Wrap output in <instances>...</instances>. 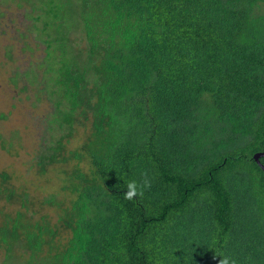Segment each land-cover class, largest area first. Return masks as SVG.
Masks as SVG:
<instances>
[{
	"label": "trees",
	"instance_id": "1",
	"mask_svg": "<svg viewBox=\"0 0 264 264\" xmlns=\"http://www.w3.org/2000/svg\"><path fill=\"white\" fill-rule=\"evenodd\" d=\"M8 1L30 9L22 51L46 45L9 82L51 104L35 159L62 197L0 168L3 264H264V0ZM24 149L0 132V151Z\"/></svg>",
	"mask_w": 264,
	"mask_h": 264
},
{
	"label": "rangeland",
	"instance_id": "2",
	"mask_svg": "<svg viewBox=\"0 0 264 264\" xmlns=\"http://www.w3.org/2000/svg\"><path fill=\"white\" fill-rule=\"evenodd\" d=\"M18 1V0H16ZM4 3V2H3ZM0 2V9L5 12L3 23L11 25L8 35L0 37V112L8 115L6 120H0V132L9 136L12 132H19L24 137L25 149L18 158H11L5 152L0 151V168H8L15 171L24 179L32 193L40 197L60 193L59 174L56 171H49L46 175L37 172L35 156L39 152L41 140L49 138L47 117L51 114V104L45 95L41 93L38 84L30 87L28 92L22 91L21 87H15L9 82V77L16 69L24 71L31 67L38 68L45 57L42 42L29 41V50L23 52V44L18 37V33L23 30V26L31 22L25 21L23 14H29L30 9L24 7L17 8V3L8 1L6 4ZM9 7V8H7ZM259 12L264 13V4ZM78 32L71 39L74 41L75 52L86 50V44ZM12 53V56L9 55ZM38 95L37 102L35 95ZM83 141V128L80 127L76 137L71 141V147L80 145ZM48 215L56 218L53 209H47L40 213L38 217ZM3 257L0 254V264H3Z\"/></svg>",
	"mask_w": 264,
	"mask_h": 264
},
{
	"label": "clouds",
	"instance_id": "3",
	"mask_svg": "<svg viewBox=\"0 0 264 264\" xmlns=\"http://www.w3.org/2000/svg\"><path fill=\"white\" fill-rule=\"evenodd\" d=\"M152 186V181L148 177V174L145 172L142 175V178L137 180H130L127 182L126 190L123 193L126 200H133L137 197H142L144 191L150 189ZM219 264H236V261L229 256H218Z\"/></svg>",
	"mask_w": 264,
	"mask_h": 264
},
{
	"label": "water",
	"instance_id": "4",
	"mask_svg": "<svg viewBox=\"0 0 264 264\" xmlns=\"http://www.w3.org/2000/svg\"><path fill=\"white\" fill-rule=\"evenodd\" d=\"M254 158H255L256 162L260 165V167L264 171V165L261 163V158H264V152L256 154Z\"/></svg>",
	"mask_w": 264,
	"mask_h": 264
}]
</instances>
